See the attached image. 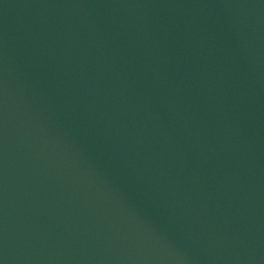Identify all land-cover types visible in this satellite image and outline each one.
Segmentation results:
<instances>
[{
    "label": "water",
    "instance_id": "1",
    "mask_svg": "<svg viewBox=\"0 0 264 264\" xmlns=\"http://www.w3.org/2000/svg\"><path fill=\"white\" fill-rule=\"evenodd\" d=\"M0 264H264V0H0Z\"/></svg>",
    "mask_w": 264,
    "mask_h": 264
}]
</instances>
